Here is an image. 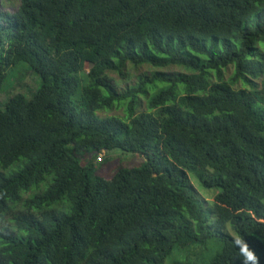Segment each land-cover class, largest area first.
<instances>
[{
  "label": "trees",
  "instance_id": "16d2710c",
  "mask_svg": "<svg viewBox=\"0 0 264 264\" xmlns=\"http://www.w3.org/2000/svg\"><path fill=\"white\" fill-rule=\"evenodd\" d=\"M19 63L41 84L0 108V264H164L214 235L210 264L237 239L264 264V0H0V89ZM127 65L154 71L120 94ZM71 146L144 162L105 179Z\"/></svg>",
  "mask_w": 264,
  "mask_h": 264
},
{
  "label": "rangeland",
  "instance_id": "374dc122",
  "mask_svg": "<svg viewBox=\"0 0 264 264\" xmlns=\"http://www.w3.org/2000/svg\"><path fill=\"white\" fill-rule=\"evenodd\" d=\"M19 6V0H3V8L5 10L14 12ZM232 66L226 70L225 77L227 78L232 73ZM154 71V68L148 65L131 66L127 65L123 74L113 73L110 75L111 84L115 87L116 91L120 94L126 93L131 90L138 82ZM160 72L166 74H173L184 72L179 67L173 66L164 69H158ZM141 78V79H140ZM41 84L40 77L36 74L29 65L19 63L16 67L7 73L3 85L0 89V108H3L9 95L13 93H23L30 96L35 92ZM146 109L145 101H140L137 112ZM100 116L117 115L124 116L126 114L125 105L114 106L111 110L98 111ZM71 150L79 157L81 164H93L95 173L105 179L112 178L120 168H129L140 166L144 162V157L138 153H128L122 150H88L77 151ZM192 185L195 189V196L205 208L209 216V223L212 224V214L210 208L212 206L213 196L220 191L219 188H205L197 180L194 174H190ZM231 234H236L230 229ZM222 231H219V235ZM222 241L219 236L214 235L210 238L203 240L191 241L185 246L175 245L164 261V264H210L215 255L221 250Z\"/></svg>",
  "mask_w": 264,
  "mask_h": 264
},
{
  "label": "clouds",
  "instance_id": "9594fccd",
  "mask_svg": "<svg viewBox=\"0 0 264 264\" xmlns=\"http://www.w3.org/2000/svg\"><path fill=\"white\" fill-rule=\"evenodd\" d=\"M235 243L240 252L241 264H258V258L254 250H252L246 243H242L238 239Z\"/></svg>",
  "mask_w": 264,
  "mask_h": 264
}]
</instances>
